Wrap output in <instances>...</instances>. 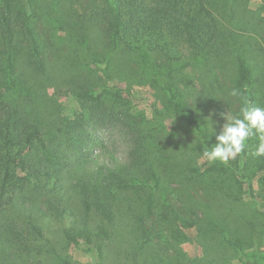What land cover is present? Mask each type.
Listing matches in <instances>:
<instances>
[{
  "label": "trees",
  "instance_id": "obj_1",
  "mask_svg": "<svg viewBox=\"0 0 264 264\" xmlns=\"http://www.w3.org/2000/svg\"><path fill=\"white\" fill-rule=\"evenodd\" d=\"M0 5V264H32L33 253L49 254L46 234L53 223L61 224L62 240L78 245L83 237L86 250L101 255L102 244L92 247L91 229L108 230L116 218L108 197L115 202L119 189L148 190L149 216L172 210L169 197L193 180L219 187L234 201L244 195L264 201L251 186L257 181L264 190V157L251 155L255 136L227 164L215 161L201 171L189 159L173 162L151 120L125 103L119 86L123 77L136 85L146 81L163 107L153 113L183 124L203 153L215 143L219 113H239L242 101L230 96L233 89L264 107L260 14L226 22L213 0ZM58 93L81 109L73 118L64 116ZM109 128L124 134L129 150L108 177L110 170L93 166V153ZM191 215L190 226L197 223L196 211ZM141 237L140 249L152 236L143 231ZM223 239L237 247L241 264H264V251H243L224 230Z\"/></svg>",
  "mask_w": 264,
  "mask_h": 264
},
{
  "label": "rangeland",
  "instance_id": "obj_2",
  "mask_svg": "<svg viewBox=\"0 0 264 264\" xmlns=\"http://www.w3.org/2000/svg\"><path fill=\"white\" fill-rule=\"evenodd\" d=\"M262 4L263 0H213V8L217 13L222 12L226 22L248 12L264 17ZM132 81L123 77L119 84L124 90L125 103L151 120L149 124L157 129L173 162L189 159L192 167L204 171L212 162L196 151V138L183 124L153 113L155 109L163 110L157 92L144 80L137 85ZM131 89L134 94L127 91ZM49 93H55L53 87L49 88ZM57 98L64 116L73 118L77 111L80 112L78 104L65 94L58 93ZM100 133L103 146L94 151L93 166L110 170L106 172L109 177L114 165L126 160L129 146L119 129H103ZM251 186L255 197L264 195L257 181ZM118 191L121 193L115 202L108 197L116 216L112 224L107 223L108 230L101 232L93 229L95 226L91 229L92 247L102 244L101 255L96 250L88 252L83 237L78 238L80 247L65 237L62 240L61 224L53 223L49 224L51 232L46 234L50 238L45 244L49 254L43 253L40 257L33 253L30 262L36 264L40 259L43 264H64V260L69 264H241L239 250L224 241L223 230L234 243L241 244L243 251H264V215L260 205L264 201L260 199L244 195L234 201L219 187L193 180L169 197L172 210L162 207L149 216L146 210L148 190L134 187ZM193 211L197 213V223L190 226ZM249 220L255 226L249 224ZM65 227H69L68 222ZM143 231L152 237L140 249Z\"/></svg>",
  "mask_w": 264,
  "mask_h": 264
},
{
  "label": "clouds",
  "instance_id": "obj_3",
  "mask_svg": "<svg viewBox=\"0 0 264 264\" xmlns=\"http://www.w3.org/2000/svg\"><path fill=\"white\" fill-rule=\"evenodd\" d=\"M230 96L242 101L239 113L233 114L229 110L219 113L223 124L218 134L214 130L215 143L210 148H204L203 158L227 164L246 150L248 140L254 136L258 144L251 155L264 157V107L254 106L238 89H233Z\"/></svg>",
  "mask_w": 264,
  "mask_h": 264
}]
</instances>
